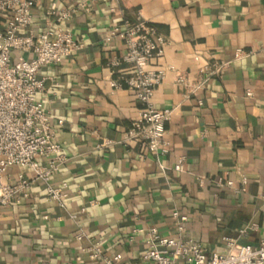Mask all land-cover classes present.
Here are the masks:
<instances>
[{"label":"crops","instance_id":"1","mask_svg":"<svg viewBox=\"0 0 264 264\" xmlns=\"http://www.w3.org/2000/svg\"><path fill=\"white\" fill-rule=\"evenodd\" d=\"M78 1L36 0L25 29L39 32L48 26V10L75 7L60 25L80 46L38 72L47 78L37 100L68 156L50 177L65 193L64 206L47 196L44 182L32 180L28 196L0 212V264H102L83 254L88 240L134 261L145 241L132 229L172 234L176 208L208 252L223 250V238L250 222L257 228L239 241L257 245L264 238V0H94L77 8ZM122 17L147 20L166 37L162 56L151 63L165 72L153 102L171 111L169 150L159 160L140 142L122 141L141 107L133 91L108 82L115 78L110 59L121 47L103 39ZM238 48L244 54L235 57ZM19 56L30 53L13 52ZM178 73L184 82L176 81ZM19 172L32 177L11 167L4 180L16 181ZM219 177L238 190L219 187Z\"/></svg>","mask_w":264,"mask_h":264},{"label":"built area","instance_id":"2","mask_svg":"<svg viewBox=\"0 0 264 264\" xmlns=\"http://www.w3.org/2000/svg\"><path fill=\"white\" fill-rule=\"evenodd\" d=\"M36 0H0V212L4 207L19 202L28 196L32 180L46 184L47 196L64 206L65 193L61 187L50 182L58 167L68 160L55 139L52 115L37 100L46 76L38 77L42 66L62 63L80 46L70 31L60 25L69 19L75 7L47 11L48 26L39 31L25 32L32 21V7ZM94 0H79L77 8H86ZM107 47L119 43L121 52L110 59L115 78L110 86H125L133 91L141 103L131 126L123 133V142L138 141L159 160L167 153L166 121L171 111L155 106L153 95L164 78L163 66H152L153 59L162 56L166 37L147 20L131 21L122 17L112 24L103 39ZM14 51L27 52L30 56L13 57ZM244 54L235 50V57ZM122 63L126 66L122 67ZM221 64L212 72L218 73ZM177 82L185 77L178 73ZM252 91L247 90V95ZM201 100L198 103L201 104ZM62 123V120H58ZM107 143V142H106ZM48 158L41 163V158ZM181 157L174 169L182 171ZM161 169L164 165L158 161ZM11 167H23L31 171L32 177L19 172L17 180L5 181L4 176ZM202 180V176L198 177ZM245 183L246 178L241 177ZM219 187L238 188L232 179L219 177ZM173 233L164 234L156 226L134 227L133 232H143L145 250L137 260L125 259L115 251L107 253L99 241L88 240L82 252L89 261L102 264H264V238L257 245L239 241L241 235L256 229L254 222L238 229L236 237H224L221 251L208 252L199 240L187 232L188 216L179 209L171 213ZM83 232L78 234L81 237Z\"/></svg>","mask_w":264,"mask_h":264}]
</instances>
